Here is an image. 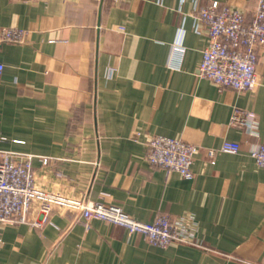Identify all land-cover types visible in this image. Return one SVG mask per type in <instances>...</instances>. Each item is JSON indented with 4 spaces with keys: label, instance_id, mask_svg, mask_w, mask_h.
Segmentation results:
<instances>
[{
    "label": "crops",
    "instance_id": "0c3cea01",
    "mask_svg": "<svg viewBox=\"0 0 264 264\" xmlns=\"http://www.w3.org/2000/svg\"><path fill=\"white\" fill-rule=\"evenodd\" d=\"M214 1L251 14L260 0H0V29L26 34L0 43V153L32 156L41 191L145 223L166 214L193 238L162 249L67 206L37 226L36 203L0 225V264H264V168L250 155L264 145V47L253 90L200 78L195 6ZM151 135L198 147L193 179L147 162Z\"/></svg>",
    "mask_w": 264,
    "mask_h": 264
},
{
    "label": "built area",
    "instance_id": "2783aa9c",
    "mask_svg": "<svg viewBox=\"0 0 264 264\" xmlns=\"http://www.w3.org/2000/svg\"><path fill=\"white\" fill-rule=\"evenodd\" d=\"M27 1V0H22ZM195 31L205 34L208 45L203 51L198 76L210 80L220 89L237 92L253 90L256 87V73L259 62L258 50L264 47V0L251 14L222 5L214 1L207 6H195ZM25 32L18 28L0 29V43H21ZM5 66L0 62V77ZM250 113L236 109L231 124L246 127ZM146 160L150 165L168 172H177L184 179L194 178L193 163L198 147L181 139L163 135H151L145 143ZM241 147L237 142L224 141L218 151L237 154ZM217 150L211 149L213 157ZM256 165L264 168V145L251 152ZM32 156L16 153H0V225L4 223H25L34 204H38L42 220L34 224L41 226L54 206H67L79 211L85 225L93 220H102L126 228L138 234L154 246L166 249L173 244L190 243V233L180 227L168 215L156 217L151 223L140 222L120 207L92 203L83 200L66 199L60 195L36 188L32 169ZM47 162V159L44 160ZM1 240V235H0Z\"/></svg>",
    "mask_w": 264,
    "mask_h": 264
}]
</instances>
